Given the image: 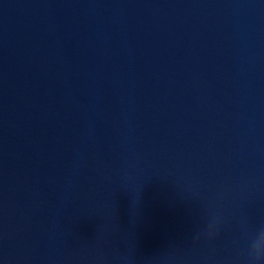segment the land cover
Listing matches in <instances>:
<instances>
[{
  "label": "water",
  "instance_id": "water-1",
  "mask_svg": "<svg viewBox=\"0 0 264 264\" xmlns=\"http://www.w3.org/2000/svg\"><path fill=\"white\" fill-rule=\"evenodd\" d=\"M128 264H264V0H142Z\"/></svg>",
  "mask_w": 264,
  "mask_h": 264
}]
</instances>
